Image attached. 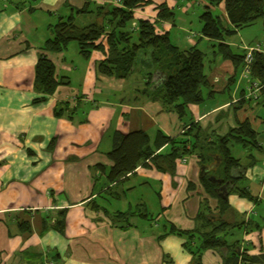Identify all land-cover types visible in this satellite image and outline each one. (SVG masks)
<instances>
[{
  "label": "crops",
  "instance_id": "obj_1",
  "mask_svg": "<svg viewBox=\"0 0 264 264\" xmlns=\"http://www.w3.org/2000/svg\"><path fill=\"white\" fill-rule=\"evenodd\" d=\"M84 3L40 0L30 11L0 0V264H196L184 239L168 230H193L204 202L218 214V201L201 183L198 154L176 160L175 174L159 171L149 161L112 184L97 166H112L108 153L116 132L144 131L153 137L160 130L172 139L189 140L186 133L195 124L211 142V135L225 136L247 119L259 135L260 149L234 155L236 149L229 147L243 167L233 172L243 174L237 186L250 191L255 201L231 193L225 219L244 223L236 236L243 246L252 245L250 253L264 252V101L242 104L248 100L246 79L240 72L232 81V62L218 60L210 72L212 95L202 105H189L180 119L146 93L145 74L153 72L149 65L138 66L128 79H116L98 70L105 52L94 51L86 59L79 48L71 54V44L61 53L43 51L59 13L67 15ZM162 6L175 19L159 20ZM207 7L225 15V0L217 8L211 0H151L135 14L172 33L182 30L177 13L188 16ZM185 37L175 43L182 50L200 48L206 41L200 33L185 31ZM227 43L233 48V42ZM41 54L67 84L47 101L34 103L41 97L34 88ZM160 77L155 73L153 88ZM61 104L76 110L73 120L55 115ZM62 211L65 225L58 229ZM23 224L30 226L28 232L22 231ZM201 264H223V259L208 249Z\"/></svg>",
  "mask_w": 264,
  "mask_h": 264
},
{
  "label": "trees",
  "instance_id": "obj_2",
  "mask_svg": "<svg viewBox=\"0 0 264 264\" xmlns=\"http://www.w3.org/2000/svg\"><path fill=\"white\" fill-rule=\"evenodd\" d=\"M38 1L40 0H6L17 9L28 7L30 11L34 10L32 5ZM115 1L85 0L81 9L71 8L67 15L59 13L57 21L48 28L50 36L44 43L43 51L61 53L75 42L80 54L86 59L94 51L105 52L106 58L99 64L98 70L101 74L116 79H128L138 66L145 68V65H149L153 72L145 74L146 93L149 92L150 98L159 102L165 111L175 112L180 119L187 115L189 105H202L206 96L212 95L210 72L218 60L232 62L235 73L231 80H236V75L244 67V51L236 52L227 40L240 29L264 20V0H225L224 16L207 7L200 15V34L202 39L212 43V52L205 53L197 46L188 50L180 49L173 43L169 31L162 32L158 29L157 22L137 18L135 11L150 4L151 0H119V4H115ZM211 4L217 8L220 0H211ZM65 7L70 5L65 4ZM78 18L85 19V23L78 25ZM158 19L173 20L175 13L162 6ZM141 53L144 54L142 60ZM155 73H159L161 77L159 85L153 88ZM250 75L252 79H258L264 84L262 55H255ZM66 84L63 78H57L52 61L41 54L36 64L34 82L35 91L41 97L35 99L34 103L47 101L60 85ZM262 101L264 87L257 103ZM246 102L252 100L244 99L242 104ZM75 112L66 104L55 108L58 118L73 120ZM186 135L189 140L172 139L160 130L153 137L144 131L127 135L116 132L113 147L108 153L112 166L97 167L105 174L107 182L112 184L134 173L139 166H146L149 161L159 171L175 174L176 160L198 154L203 167L201 183L206 193L218 201V214L212 213L208 203L204 202L193 230L181 231L171 226L168 233L184 239L183 246L196 264H201L202 254L208 249L218 252L223 264H264V252L250 253L252 245L243 246L242 239L236 236L238 227L244 223L231 224L225 219L227 212L231 210L228 202V195L231 193L255 201L250 191L237 186V181L243 179V174L236 177L233 172L243 167L241 160L233 156L229 147L238 145L243 150L260 149L259 135L251 121L247 119L225 136L211 135L215 137L211 142H208L206 133L195 124H192ZM215 158L220 160L218 167L215 166ZM209 167H213L211 171ZM215 179L220 180V183ZM222 186H226V192L221 190ZM64 225L65 214L62 211L56 226L59 229ZM21 228L23 232L30 230L28 224H23Z\"/></svg>",
  "mask_w": 264,
  "mask_h": 264
},
{
  "label": "rangeland",
  "instance_id": "obj_3",
  "mask_svg": "<svg viewBox=\"0 0 264 264\" xmlns=\"http://www.w3.org/2000/svg\"><path fill=\"white\" fill-rule=\"evenodd\" d=\"M9 4V3H8ZM204 9H197L195 11H192L189 13L188 16H184L183 14H181V12L177 13L176 15V24L177 26L181 27L179 29H174L173 32L171 33V38L173 43H177L176 41L178 39H182V38H186L185 37V31L188 33H193V34H199L202 28V23L200 21V15L203 13ZM64 15V12L62 11V13ZM77 17V16H76ZM55 18V17H54ZM58 18V17H57ZM57 18L54 19V21H57ZM85 23V19L83 20L82 18H78L77 19V24L78 25H83ZM264 37V20H259L256 23H254L251 26L245 27L243 29H240L236 35L228 38V42H233V48L236 52H240L243 51V49H239V47L241 46H250V45H255L256 43H258L259 41H261V39ZM198 39V38H197ZM239 45V47H235V45ZM211 46L212 43H209L208 40L203 41V43L200 44V49H202V51H204L205 53H210L211 51ZM73 50H78V45L73 42L70 45V52L71 54L73 53ZM74 55H76V51H74ZM140 58L141 60L144 58V54L141 53L140 54ZM142 71H144L143 69H141ZM261 115L264 117V106L261 107ZM234 150L236 152H234V155H238L239 152L237 151H241L240 147L238 145L233 146Z\"/></svg>",
  "mask_w": 264,
  "mask_h": 264
},
{
  "label": "built area",
  "instance_id": "obj_4",
  "mask_svg": "<svg viewBox=\"0 0 264 264\" xmlns=\"http://www.w3.org/2000/svg\"><path fill=\"white\" fill-rule=\"evenodd\" d=\"M114 3L119 4V0H116ZM242 49L244 51V67L241 71V76L247 81V94L245 98L250 99L253 102H257L261 96L264 84L258 79L251 78L250 67L254 63V58L256 54H260L264 57V37L255 45H244L242 46ZM182 161L185 162L186 159H183Z\"/></svg>",
  "mask_w": 264,
  "mask_h": 264
},
{
  "label": "water",
  "instance_id": "obj_5",
  "mask_svg": "<svg viewBox=\"0 0 264 264\" xmlns=\"http://www.w3.org/2000/svg\"><path fill=\"white\" fill-rule=\"evenodd\" d=\"M216 180V179H215ZM218 183H220V180H216ZM221 190L223 191V192H226V186H222L221 187ZM227 195L228 194H226V197H227Z\"/></svg>",
  "mask_w": 264,
  "mask_h": 264
}]
</instances>
